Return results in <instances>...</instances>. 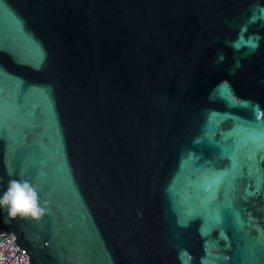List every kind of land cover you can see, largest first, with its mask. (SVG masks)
Listing matches in <instances>:
<instances>
[{"label":"water","instance_id":"water-1","mask_svg":"<svg viewBox=\"0 0 264 264\" xmlns=\"http://www.w3.org/2000/svg\"><path fill=\"white\" fill-rule=\"evenodd\" d=\"M0 264H264V0H0Z\"/></svg>","mask_w":264,"mask_h":264},{"label":"built area","instance_id":"built-area-1","mask_svg":"<svg viewBox=\"0 0 264 264\" xmlns=\"http://www.w3.org/2000/svg\"><path fill=\"white\" fill-rule=\"evenodd\" d=\"M4 257H5V256L3 255V253L0 252V259H1V258L4 259Z\"/></svg>","mask_w":264,"mask_h":264}]
</instances>
